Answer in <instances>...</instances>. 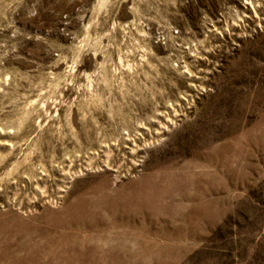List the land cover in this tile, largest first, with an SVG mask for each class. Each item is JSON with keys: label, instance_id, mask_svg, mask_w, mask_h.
Returning <instances> with one entry per match:
<instances>
[{"label": "rangeland", "instance_id": "rangeland-1", "mask_svg": "<svg viewBox=\"0 0 264 264\" xmlns=\"http://www.w3.org/2000/svg\"><path fill=\"white\" fill-rule=\"evenodd\" d=\"M0 264H264V0H0Z\"/></svg>", "mask_w": 264, "mask_h": 264}]
</instances>
